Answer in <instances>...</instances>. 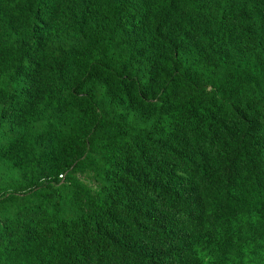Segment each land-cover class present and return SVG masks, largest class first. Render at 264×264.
Listing matches in <instances>:
<instances>
[{
  "label": "trees",
  "instance_id": "trees-1",
  "mask_svg": "<svg viewBox=\"0 0 264 264\" xmlns=\"http://www.w3.org/2000/svg\"><path fill=\"white\" fill-rule=\"evenodd\" d=\"M0 264H264V0H0Z\"/></svg>",
  "mask_w": 264,
  "mask_h": 264
},
{
  "label": "built area",
  "instance_id": "built-area-1",
  "mask_svg": "<svg viewBox=\"0 0 264 264\" xmlns=\"http://www.w3.org/2000/svg\"><path fill=\"white\" fill-rule=\"evenodd\" d=\"M62 177L60 176V179H61Z\"/></svg>",
  "mask_w": 264,
  "mask_h": 264
}]
</instances>
